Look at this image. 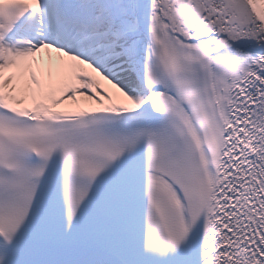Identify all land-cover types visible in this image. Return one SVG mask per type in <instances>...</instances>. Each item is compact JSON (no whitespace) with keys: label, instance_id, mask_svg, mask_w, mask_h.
<instances>
[{"label":"snow or ice","instance_id":"snow-or-ice-1","mask_svg":"<svg viewBox=\"0 0 264 264\" xmlns=\"http://www.w3.org/2000/svg\"><path fill=\"white\" fill-rule=\"evenodd\" d=\"M0 264H264V0H0Z\"/></svg>","mask_w":264,"mask_h":264}]
</instances>
